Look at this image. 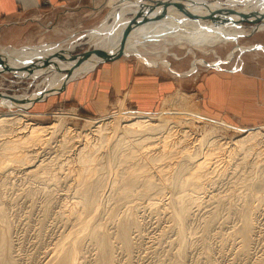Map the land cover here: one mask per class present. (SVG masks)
<instances>
[{"label": "bare ground", "instance_id": "6f19581e", "mask_svg": "<svg viewBox=\"0 0 264 264\" xmlns=\"http://www.w3.org/2000/svg\"><path fill=\"white\" fill-rule=\"evenodd\" d=\"M112 1L118 2L114 3V7L117 9V23L121 22L125 23V25L121 27L118 33H114L115 30L107 37L109 40L107 42L108 45L95 49L89 54L90 56L83 59L78 56L76 57L77 62L73 63V60H71L73 57L68 56L66 58L63 56L67 52H64L62 48H54V46H50L51 44H45V46L40 47V53L37 55V57L40 56V59L38 58L39 60L37 61L38 63L30 61L26 63L27 60L22 59L16 60V64L10 63L11 61L8 58L12 57L11 55L6 59L0 60L2 71L10 72L16 75L17 78L30 76L32 80H37L45 70V67L43 68L41 66L42 64L39 63L41 61H45V64L49 63L46 66V70H50L56 75L53 82H50L48 76L44 77L48 81L47 87L44 90L33 92L27 96L11 95L14 98L11 100L9 94L0 92V108L8 110L6 112H0L1 190L2 188L4 190L8 177H11L9 175L13 174L10 167L13 165L12 163H19L25 166L24 174L26 179L37 177V173L39 172L45 174L47 176L46 181L42 184L41 188H47L48 185H52L53 187L51 186V188L54 189L58 183L60 184L61 177L63 182L65 181L64 179L69 178L70 188H68L69 190L65 189L67 191H64V193L67 192L68 194V191H71V195H68L72 196V201L67 203L64 200L66 203L62 209V212L65 213V219L67 221L69 220L70 225H67L69 229L61 234L59 241L54 244L51 250L49 249L50 252L47 251L49 255L46 259H44L45 257L43 258L42 264H84V262H88L85 261L86 257L91 254L89 252L90 254L87 256L84 255L88 251L87 246L89 245L92 247L90 249L94 251V257L92 255L93 260L91 261L89 259V264H115L114 250L116 247H119L125 254V264H130L129 256L134 247V242L131 239L132 237H130V231L133 234L132 230L134 229L133 231H135L140 226L136 203L131 202L128 205L125 204L126 212L124 211V216L118 222L116 221L117 223L114 224L113 231L107 226L109 224L111 225L110 220L108 221L109 224L105 225V220L102 217H105L103 215L104 212L107 211L108 213L109 201L114 203L112 206L114 207L119 203L124 204L136 197H140V200H146L151 210L158 211L157 214L159 211L161 213L165 212L167 218H169L168 220L174 221L178 225V253L179 255H183L186 248V243L182 238L183 224L189 220V217L191 218V208L199 206V201L202 198L199 194L205 193L204 189H206V185L211 179V174L216 170L214 163L224 151L228 153L229 158L234 157L237 153H242L243 157H241L240 162H245L247 157H250L251 154L254 155V160L251 162V172L248 178L242 179V183L245 189L249 191L247 195L251 196V193H253L256 200L264 202V148L256 151L253 148L255 142L251 141L247 145L245 143L246 140H256V137L264 136V132L259 127L245 129L242 136L234 139L230 149L226 147L225 149L218 142L212 141L202 151L200 157L196 155L195 151H189L186 147L184 152H182L183 154L179 156V159H173L170 158L172 150L168 149L167 143L169 129L162 127V121L169 119L171 123H175L179 122L178 119H184L186 121L188 119L199 120L204 115L198 111L196 113L185 110L183 112H177L179 108H175L172 115H160V117L158 115V121H154L153 116L149 115L152 112L135 110L137 114H134L123 110L121 105L123 99H118L116 103H119L118 105H120L119 108L121 109H119L115 119H107L106 117L94 122L87 121L85 124L87 125V129L84 131H77V129L73 130L70 127L68 128V126L66 127V124H63L64 117L61 114H56V120L50 124L24 121L23 117L26 116L24 109L28 105L35 102H37L36 104L43 105L46 102V98L52 95L55 96V93L62 85L92 70L94 68V62L109 60L116 53H122L127 56L133 55L138 63L144 64L149 68L157 69L160 67L169 71L172 70L175 75L181 77L193 72V74L195 73L193 77L196 78L200 75L201 70L205 72L211 68L212 64H223L224 61L232 57V54H228L227 59L225 58L226 60L218 58L216 57V50L214 48L206 49V47L212 46L219 41L226 42L236 37L240 33L238 29L244 28L242 25L243 17L251 19V24H247L249 28L247 27V30L241 32L244 36L254 34L258 30H264V0H218V2L214 1V3L212 2L213 0H195L197 3L190 7H183V5L193 0H156L158 2L154 0L156 2L154 5H150L145 0H108L110 3ZM230 10L233 13L229 14L228 12ZM128 11H132L133 15L126 18L124 14ZM137 13L139 15L135 17ZM208 17H212V19L208 20ZM177 18L178 20H176ZM159 39L162 40L160 44L158 43ZM167 39L170 40V43L167 42ZM147 41H151L150 44L153 45L149 47L150 49L156 50L161 48L160 50L165 56L170 54L168 47L174 44L181 48L187 45L185 50L186 54L193 55V50L199 49L204 55L210 52L213 53L217 59L211 63L193 59V61H190V68L186 71L173 70L170 67V61L166 57L155 59L154 56L150 58L141 56L140 50L149 53L155 52L147 50L149 46ZM257 44L261 46L256 48L254 45H240L237 50L240 53L248 50H256L264 54V44ZM28 49L32 50L31 47ZM51 49H54L55 52L58 50V53H55L56 56L59 59H68L67 63L61 65L48 59L49 57L46 55H42L43 51ZM103 49L105 52H103ZM33 50L35 51L36 49ZM60 54H63V57ZM80 61L85 64H80ZM27 65L32 68L28 69ZM71 66L74 67L72 70L70 69ZM198 66L202 68L199 71L197 70ZM81 69L83 70L82 72L80 71ZM65 70H68L69 73L66 77H63L65 75L60 73ZM39 92L40 95H37ZM21 100H23L22 103H20ZM173 102H181L184 106L186 105V101L181 94L172 99L164 98L161 103ZM128 113H132L133 115H131L134 118L125 119L126 116H129ZM143 113L147 115H143ZM211 119L214 120V118ZM215 120L229 127L224 120ZM162 129H166V134H164ZM50 140H58L56 145L58 150L56 148L55 150L58 152L60 150V155L61 153L68 152L63 162L64 165L68 164L66 166V172H63V165H61L62 167H58V171L61 169L63 172L61 174L56 170L53 172L48 170L47 172L43 168L46 165L44 161H41L43 159L40 160V163L38 161L37 164H33L32 159L34 157L36 158V156H33L31 152H36L35 149L41 146L43 147ZM183 141L185 144L188 140ZM106 152V160L110 161L107 163V166L109 170L113 169V175L104 181L98 173L101 166L94 162L103 158ZM143 155L144 161L140 160ZM52 158L54 159L55 156L53 157L52 155ZM56 158L60 157L57 156ZM214 158L217 159L213 161ZM161 160H164L161 164L156 163ZM115 162L118 164L115 165ZM141 162H144V165L140 164ZM51 164L53 165V163ZM56 165L58 164L54 166ZM219 169L221 171L223 167H219ZM220 171L216 172L217 176L219 174L222 175L224 172ZM61 184L63 185V183ZM71 188L72 190H70ZM52 189L49 190L51 191ZM3 190L1 191L2 193ZM54 190L56 191V189ZM163 192L169 194L167 198L162 195ZM52 193L55 195V192ZM1 199L3 200V197ZM60 199L63 201V197ZM164 199H166L165 202L163 201ZM44 201L42 200V202ZM41 205L43 212H47L46 209L48 210L49 208H47V203H41ZM3 207L0 205V214H5L2 211ZM252 207L255 209L257 205ZM119 216L117 217L119 218ZM253 216L254 210L252 213L242 216L239 238L243 242L245 240L247 242L250 239L249 233ZM4 221L3 215H0V264H15V259L12 257L13 255L11 256L12 240H10V236L8 235L10 226L6 222L7 219ZM257 264H264V255L258 259Z\"/></svg>", "mask_w": 264, "mask_h": 264}, {"label": "rangeland", "instance_id": "374dc122", "mask_svg": "<svg viewBox=\"0 0 264 264\" xmlns=\"http://www.w3.org/2000/svg\"><path fill=\"white\" fill-rule=\"evenodd\" d=\"M145 1L150 3V5H154L156 2H158H154L153 0ZM214 1L218 2V0H213L212 2L214 3ZM98 3H100L99 7L94 11L93 14L90 15V18L87 21L88 29L86 31H84L85 28H81V31L83 32H73L72 35L61 40L54 39L53 41H44L42 39H33V41H29L22 46L0 44V60L6 59L9 57V55H11L12 57L8 58V60L11 61L10 63L16 64L17 62L15 61L21 59L27 60L26 63H28V61L37 62L40 59V56L37 57V55L40 53V47L43 45L45 46V44H51L50 46H54V48H62L64 52H67L64 55L60 54L61 56L63 55L66 58L68 56L73 57L71 60H73V63H76V57L80 56L78 54L88 51L92 52L95 49H98L100 46L105 47L108 45L107 42L109 41L107 37L110 36L115 30L116 31L114 33H118L125 23H117V9L114 7V3L118 2L112 1L110 3L108 0H96V4ZM196 3L197 1L195 0L186 2L183 7H190ZM88 4H91L90 0H88ZM88 13L90 14V12ZM132 15L133 12L128 11L124 14V17L129 18ZM178 18L176 20H178ZM242 23L244 28L238 29V32L240 33L232 40H227L226 42L219 41L212 46L206 47V49L214 48L216 50V57L218 58L225 54V52H227L226 57L228 54H232V62L237 60L240 61L241 58L239 57L243 55L264 57V54L260 51L248 50L240 53L237 50L238 46L240 45L252 46L257 43L264 44V30H258L254 34L244 36L241 32L247 30V27L249 28L247 24L251 23ZM161 41L162 40L159 39L158 43L160 44ZM169 41L170 40L167 39V42ZM150 43L151 41H147V44L149 45L147 50H152L155 52L149 53L140 50L139 52L141 56L146 58L154 56L155 59H162L166 57L170 61V67L180 71H186L189 69L190 61H193V59L204 60L209 63L214 62L215 59H217L213 53L210 52L209 54L204 55L201 51H199V49H194L193 55L186 54L185 50L187 45L181 48L180 46L174 44L168 47V52H170V54L165 56L160 50L161 48L156 47L158 48L156 50L150 49L149 47L153 46ZM235 46L237 47L235 48ZM29 47H31L32 50H29ZM33 49L36 50L34 51ZM103 52H105L104 49ZM55 53L57 54L58 50L55 52L54 49H51L43 51L42 55H46L49 57L48 59H51V61H54L55 63H60L61 65L67 63L68 59H59ZM115 56H122L118 58L128 60L130 62L129 64H133V62L137 61L133 55L124 57L126 55H123L122 53H116ZM236 56H238L237 60H235ZM211 58L214 60L211 61ZM39 63L42 64L41 66L43 68L45 67V70L35 81L32 80L30 76L17 78L16 75L11 74L10 72L2 71L0 66V92H4L10 96H26L33 92L44 90L48 85V81L44 77L48 76L50 82H53L56 75L50 70H46V66H48L49 63L45 64V61H41ZM79 63L85 64L81 61ZM95 63L96 62H94V68L101 66V64H97L98 62L96 63L97 65ZM27 66L28 69L32 68L29 67V65ZM73 68L74 67L71 66L70 69L72 70ZM200 69H202L201 66H198L197 70L199 71ZM80 71L82 72L83 70L81 69ZM68 73V70H65L60 74L65 75L63 77H66ZM166 74L167 77L170 76L169 73ZM194 75L195 73L193 74L192 72L189 75L183 76L184 82H188L190 80L188 78ZM175 90L176 89H174L173 93L167 97H165V95L161 96V100L153 107L152 113L149 115L153 116L154 121H158V115L159 117L160 115H172L175 108H179L177 112H183L185 110L194 113L198 111L200 114H204L196 99V95L190 92L191 90L188 86H185L180 90ZM179 94L184 97V100L186 101L185 106L181 102L165 104L161 103L163 97L172 99L178 97ZM45 101L46 102L43 105L36 104L37 102L28 105L24 109V112H26V116L23 117L24 121H30L29 123L50 124L56 120V114H61L64 117L63 124H66V127L68 126V128L70 127L73 130L77 129V131H84L87 129V125H85L87 121L94 122L100 118L106 117L107 119H115L119 109H121L119 108V103H113L116 101V99L112 102L110 108L106 111V114H102L104 116L95 115L94 113L85 110L83 105L78 104L76 101L67 100V98L58 99V97H54L53 100H49L47 97ZM121 105L123 110L137 114V112H135V110H137L135 105H131L126 101L124 102V100L122 101ZM6 111L8 110L0 108V112ZM132 113H128L129 116H126L125 119L134 118L132 117ZM143 115L147 114L143 113ZM178 120L179 122L171 123L169 119H165L161 124L162 127H167L169 129L167 143L168 149L172 150L170 158L173 159H179V156L183 154L182 152H184L186 147L189 151H195L196 155L200 157L202 155V151H204V149L207 148L208 144L212 141L218 142L222 147L230 149L232 146L231 143H233L234 139L242 136L245 132V129L259 127L261 131L264 132V122L252 127H243L230 124L225 121L226 124L229 125V127H227L223 123L216 122L217 120H213L206 116L201 117L199 120ZM162 130L164 131V134H166V129ZM194 138L195 140H193ZM263 138L264 136L256 137V140H246L245 143L247 145L251 141L255 142L253 148L257 151L264 148ZM183 140L188 141L184 144ZM57 141L58 140H50V142L43 145L44 148L41 146L38 149H35L37 153L35 151L31 152L33 156H36V158L34 157L32 159L33 164H37L38 161L39 163L44 161L46 165L43 168H45L47 172L48 170H51V172L55 170L58 171V167L63 165V172H66V166L68 164L64 165L63 162L65 161V157L67 156L68 152L61 153L60 155V150L59 152L56 151L58 150L56 148ZM40 151H42L41 154ZM55 151L57 152V155ZM106 154L107 152L103 158L94 162L101 166L98 173L102 176L101 178L104 181L113 175V169H108L107 163L110 161L106 160ZM52 155L53 157L55 156V158L57 156L60 158H56L57 160L55 158L53 159ZM241 157H243L242 153H237L234 155V157L229 158L228 153L225 151L218 156V160L214 163L216 170L211 174V179L206 185V189H204L205 193L199 194L202 196L201 200L199 201V206L191 208V218L189 217V220L183 224L182 238L186 243V248L183 255H179L178 253V225L174 221L168 220L169 218H167V214L165 212H162V214L159 211L157 214L158 211L151 210V207H149L146 203L147 201L143 199L140 200V197L133 198L131 201H127L124 204L119 203L114 207H112L114 203L109 201L108 213L107 211L104 212L103 215L105 217L102 218L105 221L107 220V222L103 220L105 225L109 224V222L111 223V225L109 224L110 226L107 225L111 231L114 230V224L124 216V213L126 212L125 206L131 202H134L137 205L136 209L139 211H137V216L139 217L138 220L140 221V226L137 230H132L133 234H131L130 231V237H132L131 239L134 242V247L132 248L129 256L130 264H257L258 259L264 255V202H259L256 200L253 193H251V196L247 195L249 194V191L245 189L242 183V179L248 178V175L251 172V162L254 160V155L251 154L250 157H247L245 162H240ZM215 159L217 158H214L213 161H215ZM58 160L61 163L57 162ZM140 160L144 161V155L140 158ZM163 161L164 160H161L160 162L157 161L156 163L161 164ZM54 162L58 165L54 166ZM51 163H53V165ZM12 164L13 165L10 167L13 174L9 175L11 177H8L4 190L2 188L3 193L1 192L2 190L0 188V193L3 194V196L0 194V201H2L0 205L2 207L5 205V208L3 207L2 210L5 212V214L1 213L0 215H3V220L6 221L7 219L6 222L10 226L8 235L10 236V240H12L11 256L13 255L12 257L15 259V264H42L43 260L49 255L47 251L50 252L54 244L59 241L61 234L69 229V220L67 221L65 219V213L62 212L64 204L66 202L69 203L72 201V196H70L72 192L68 191V194L70 195H68L67 192H65L66 194L64 193V191H67L69 190L68 188H70L69 178L64 179L65 181L63 182L61 177L60 184L63 183V185L61 184L60 186L58 183L59 185L57 184L56 188H54L56 191L51 188L52 185H48L47 188H41L42 184L46 181L47 176H45V174L39 172L37 173V177L26 179L24 174L25 166H22L19 163ZM117 164L118 163L115 162V165ZM140 164L144 165V162H141ZM18 167L20 168L18 169ZM219 167H223V169L220 171ZM60 171L61 169L58 171L60 174L63 173ZM219 171L224 172L222 175L219 174V176H217L216 172ZM65 182H67L69 185ZM49 189H52L53 191H50ZM70 190H72V188ZM43 192L47 194H44ZM52 192H55V195ZM48 193L50 194L48 195ZM162 195L167 198L169 194L163 192ZM1 197H3V200ZM62 197L63 201L60 199ZM67 197H70L71 200ZM42 200L45 201L42 202ZM64 200H66V202ZM165 200L166 199L163 201L165 202ZM41 203H47V208L49 207L50 209L48 208V210L46 209L47 212H43ZM256 205L257 207L254 209L252 206ZM253 210L254 216L251 221L249 233L250 239L247 242L246 240L243 242V240L241 241L239 238L240 227L242 225V216L252 213ZM153 212L156 213L154 214ZM105 213H107L106 215L108 216H106ZM4 215H6L7 218ZM116 215H120L119 218ZM110 218H113V220L111 221ZM90 246L91 245L87 246L88 251L84 255L87 256L90 254L89 252H91V254L86 257L85 261L88 262H84V264H89V261L93 260L94 251L91 250L92 247ZM114 255L115 264H125L126 256L119 247H116L114 250Z\"/></svg>", "mask_w": 264, "mask_h": 264}, {"label": "crops", "instance_id": "0c3cea01", "mask_svg": "<svg viewBox=\"0 0 264 264\" xmlns=\"http://www.w3.org/2000/svg\"><path fill=\"white\" fill-rule=\"evenodd\" d=\"M90 1L0 0V44L22 46L33 39L61 40L83 32L81 28L86 31L90 15L100 5ZM226 54L219 56L225 59ZM118 57L122 56L99 61L101 66L68 81L49 100L67 98L100 116L115 99L135 105L137 111L152 112L161 96L188 86L206 117L243 127L264 122V57L243 55L238 61L236 56L238 62L230 58L220 66L212 64L196 78L190 76L188 82L172 70L173 75L164 68H149L137 61L129 64Z\"/></svg>", "mask_w": 264, "mask_h": 264}, {"label": "water", "instance_id": "95a60500", "mask_svg": "<svg viewBox=\"0 0 264 264\" xmlns=\"http://www.w3.org/2000/svg\"><path fill=\"white\" fill-rule=\"evenodd\" d=\"M250 11V10H249ZM250 12H252V11H250ZM140 13V12H139ZM139 13H137L136 15H135V17L136 16H138L139 15ZM229 14H231V13H233V11L232 10H230L229 12H228ZM236 14H238V13H236ZM212 15V14H211ZM239 15V14H238ZM237 16V15H236ZM256 16H257V14H256ZM238 17H240V16H238ZM244 19L242 20V22H251V19L250 18H248V17H243ZM212 19V17H208V20H211ZM256 46V48H259L261 45L260 44H255L254 45V47ZM93 52V51H92ZM91 51H88V52H84V53H82V54H78V55H80V57H82V59L83 58H86L87 56H90L89 54L90 53H92ZM114 55H116V54H114ZM49 91V90H48ZM0 95H1V93H0ZM37 95H40V92L37 94ZM27 96V95H26ZM10 98H11V100H13L14 98L12 97V96H10ZM21 99H26V98H21ZM23 102V100H21V102L20 103H22Z\"/></svg>", "mask_w": 264, "mask_h": 264}]
</instances>
